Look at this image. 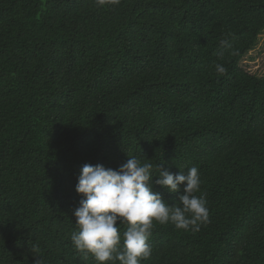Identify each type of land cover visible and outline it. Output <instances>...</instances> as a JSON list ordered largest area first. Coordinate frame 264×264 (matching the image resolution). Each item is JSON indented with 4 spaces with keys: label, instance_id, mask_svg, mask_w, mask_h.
<instances>
[{
    "label": "trees",
    "instance_id": "16d2710c",
    "mask_svg": "<svg viewBox=\"0 0 264 264\" xmlns=\"http://www.w3.org/2000/svg\"><path fill=\"white\" fill-rule=\"evenodd\" d=\"M263 31L264 0H0V264H97L78 176L132 156L197 167L209 209L154 221L141 264H264V77L241 66Z\"/></svg>",
    "mask_w": 264,
    "mask_h": 264
},
{
    "label": "clouds",
    "instance_id": "9594fccd",
    "mask_svg": "<svg viewBox=\"0 0 264 264\" xmlns=\"http://www.w3.org/2000/svg\"><path fill=\"white\" fill-rule=\"evenodd\" d=\"M96 2L98 6H118L121 0ZM220 43L227 46L226 40ZM215 68L218 74L226 72L221 64ZM153 177L158 178L153 181ZM154 183L170 193H180L179 200L174 204L165 201L160 192L153 190ZM200 186L197 167L172 173L160 164L159 174L153 175L152 164L141 163L135 156L118 169L85 164L76 184L82 198L73 212L78 228L71 234L74 248L85 259L91 254L97 264H141L152 253L149 239L154 221L193 232L209 222L206 196L196 195ZM120 224L128 225L123 235ZM41 260L37 259L36 264Z\"/></svg>",
    "mask_w": 264,
    "mask_h": 264
},
{
    "label": "rangeland",
    "instance_id": "374dc122",
    "mask_svg": "<svg viewBox=\"0 0 264 264\" xmlns=\"http://www.w3.org/2000/svg\"><path fill=\"white\" fill-rule=\"evenodd\" d=\"M241 66L258 77H264V31L260 34L256 46L241 61Z\"/></svg>",
    "mask_w": 264,
    "mask_h": 264
}]
</instances>
